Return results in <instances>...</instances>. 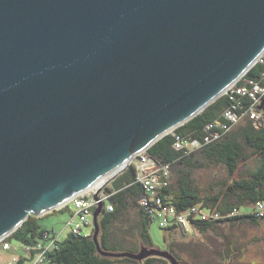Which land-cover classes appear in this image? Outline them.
<instances>
[{
	"label": "water",
	"instance_id": "obj_1",
	"mask_svg": "<svg viewBox=\"0 0 264 264\" xmlns=\"http://www.w3.org/2000/svg\"><path fill=\"white\" fill-rule=\"evenodd\" d=\"M263 54L264 0H0V241L114 179ZM103 206L100 256L178 264L102 250Z\"/></svg>",
	"mask_w": 264,
	"mask_h": 264
},
{
	"label": "trees",
	"instance_id": "obj_2",
	"mask_svg": "<svg viewBox=\"0 0 264 264\" xmlns=\"http://www.w3.org/2000/svg\"><path fill=\"white\" fill-rule=\"evenodd\" d=\"M264 72L263 64H255L244 75L243 79L258 81ZM242 83L241 81L238 84ZM231 101L225 96L219 97L211 105L206 107L201 113L190 121L176 128L172 133L180 135L188 140H203L208 131L209 125H216L223 121V112L231 105ZM243 107L249 103L245 100L242 102ZM254 125L253 121L244 118L240 124L234 126L220 140L205 145L198 152L191 155H185L181 151L173 148L175 141L174 135L169 133L154 143L146 150V154L154 159L157 163L168 167V177L161 179L158 194L162 199L172 205L177 212H182L193 206L203 208H216L219 212L226 213L233 209H240L239 206L247 204L248 211L257 201L264 203V120ZM214 131H218L213 126ZM250 148L260 157V165L246 175L239 176L238 179H230L238 170L241 162L249 159V154L245 148ZM198 155L208 164L213 162L222 163L227 171L229 182L225 184L222 193L213 197L203 198L193 182L191 174L202 164L194 160ZM103 191L109 195L108 204L113 206V211L108 212L104 206L101 214L98 216L99 234L98 242L102 250H108L110 245L107 236L114 221L130 207H137L141 216V233L140 238L144 247L154 248L148 235L147 229L149 222L153 221L144 208L139 205V200L143 195V189L136 182L135 167L130 164L126 169L115 176L104 188ZM235 199L240 204L234 207L231 200ZM67 210L62 208L60 210ZM247 211V212H248ZM240 213L230 219L213 222L191 221L190 228L198 233H205L214 229L218 224L235 221H248L251 225L258 226L264 222L261 218L250 214ZM35 217H29L23 225L11 235L6 237L2 242L12 244L15 241L21 245L38 247L48 243V240L54 239L45 230L39 228L34 223ZM167 238L177 239V227L170 226L163 229ZM92 233L87 236L75 235L69 233L62 241L56 240L54 247L45 252V261L50 264H112V258L100 256L93 244ZM176 237V238H175ZM173 242L167 240V249L174 257L175 254L171 247ZM170 245V246H169ZM36 251L32 250L31 256H35ZM229 258V256H228ZM155 257H149L142 261L141 264H151ZM116 261H128L120 258ZM135 264H139L133 261ZM18 264H24L20 259Z\"/></svg>",
	"mask_w": 264,
	"mask_h": 264
},
{
	"label": "rangeland",
	"instance_id": "obj_3",
	"mask_svg": "<svg viewBox=\"0 0 264 264\" xmlns=\"http://www.w3.org/2000/svg\"><path fill=\"white\" fill-rule=\"evenodd\" d=\"M244 148L249 154V159L239 164V170L230 178L231 180L238 179L240 174L246 175L260 165L259 155L250 148ZM194 160L202 164L191 174L201 196L210 198L222 193L225 184L229 182L225 166L217 162L208 164L198 155L194 156ZM108 183L110 181L102 184L97 193L101 192ZM94 189L97 191L98 187ZM231 203L234 207L240 205L235 199H232ZM67 207L69 210L64 209L62 212L56 210L35 218V225L39 230L43 229L50 236L62 241L70 233L67 225L73 207L71 203H68ZM239 208L238 210L242 213L248 211L247 204ZM141 220L139 209L135 206L121 214L108 232L107 239L110 245H115L109 247L108 250L114 253L139 252L144 247L140 238ZM163 229L159 227L157 221H151L147 232L155 249L168 251L167 240L168 243L173 242L169 250H173L178 264H264V222L258 226L251 225L248 221L225 222L205 233H198L189 227L187 230L178 231L177 239L167 238V240ZM12 244L21 246L15 241H12ZM117 259L120 258H112V264H135L132 260L119 262L116 261ZM43 264L50 263L45 261ZM151 264L169 263L162 258L155 257Z\"/></svg>",
	"mask_w": 264,
	"mask_h": 264
},
{
	"label": "built area",
	"instance_id": "obj_4",
	"mask_svg": "<svg viewBox=\"0 0 264 264\" xmlns=\"http://www.w3.org/2000/svg\"><path fill=\"white\" fill-rule=\"evenodd\" d=\"M257 63L264 65V54L258 58L255 64ZM243 77L244 75L222 94V96L232 102L222 114L223 121L216 125H209L206 128L208 133L202 141L188 140L171 132L175 138L174 150L181 151L185 155H191L198 152L205 145L220 140L244 118L253 121L256 126H258L257 124L260 121L264 120V72L258 81L243 79ZM240 81L242 83L238 84ZM245 100L249 103L247 107L242 105ZM213 126H216L219 132L214 131ZM130 164L135 167L136 182L143 189V195L138 203L153 221L158 222L161 228L175 226L182 231L190 227L191 221L213 222L226 220L242 213L237 209H233L222 214L216 208H203L198 205L182 212H177L172 205L165 202L158 194L161 179L168 177V167L157 163L146 154V151L132 159ZM94 188L77 195L69 202L73 207L70 221L67 225L71 234L88 235L87 230H92V214L99 202L103 203L108 212L113 211V206L107 202L109 195L103 191V188L99 193ZM95 194L97 195V200L93 198ZM67 205L63 208H68ZM247 213L264 220V203L257 201ZM56 240L54 237V239L48 240L47 244L38 247L17 246L0 241V250L10 253L6 264H18L20 259H23L24 264H43L45 262V252L54 247ZM32 250L36 251L35 256H31Z\"/></svg>",
	"mask_w": 264,
	"mask_h": 264
},
{
	"label": "crops",
	"instance_id": "obj_5",
	"mask_svg": "<svg viewBox=\"0 0 264 264\" xmlns=\"http://www.w3.org/2000/svg\"><path fill=\"white\" fill-rule=\"evenodd\" d=\"M67 210H69L68 208H66ZM63 210L59 209V212H62ZM88 235L90 234L91 231L87 230ZM10 256V254H8L7 252H3L0 250V264H6V261L8 259V257Z\"/></svg>",
	"mask_w": 264,
	"mask_h": 264
},
{
	"label": "bare ground",
	"instance_id": "obj_6",
	"mask_svg": "<svg viewBox=\"0 0 264 264\" xmlns=\"http://www.w3.org/2000/svg\"><path fill=\"white\" fill-rule=\"evenodd\" d=\"M106 180H107V177L101 179L100 181H98L97 183H95V185L93 187L97 188V187L101 186Z\"/></svg>",
	"mask_w": 264,
	"mask_h": 264
}]
</instances>
